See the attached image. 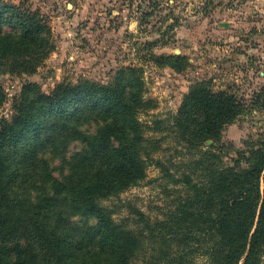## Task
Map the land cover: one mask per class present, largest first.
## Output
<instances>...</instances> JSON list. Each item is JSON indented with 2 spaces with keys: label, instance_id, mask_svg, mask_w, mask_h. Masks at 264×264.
Instances as JSON below:
<instances>
[{
  "label": "trees",
  "instance_id": "trees-1",
  "mask_svg": "<svg viewBox=\"0 0 264 264\" xmlns=\"http://www.w3.org/2000/svg\"><path fill=\"white\" fill-rule=\"evenodd\" d=\"M49 38L35 10L0 0V60L31 72ZM163 58L175 65L179 56ZM135 73L58 82L49 93L26 85L0 118V264H264V141L231 164L218 146L243 106L195 83L171 121L147 123L140 114L155 103ZM4 96L0 86V105ZM150 131L184 149L178 175L154 159L163 139ZM151 162L180 191L161 217L131 207L133 218H115L106 202L142 181Z\"/></svg>",
  "mask_w": 264,
  "mask_h": 264
},
{
  "label": "rangeland",
  "instance_id": "rangeland-1",
  "mask_svg": "<svg viewBox=\"0 0 264 264\" xmlns=\"http://www.w3.org/2000/svg\"><path fill=\"white\" fill-rule=\"evenodd\" d=\"M6 1L40 14L50 29V48L29 62L31 72H21L17 59L0 60L5 94L0 118L12 114V102L26 85L49 93L58 82L105 83L133 69L144 83V97L155 103L140 114L142 121H171L189 87L203 83L234 95L243 106L221 133L218 146L224 148L225 164L238 150L264 141V0ZM168 55L179 56L175 65L163 58ZM149 133L163 139L154 159L178 175L187 158L182 146L165 133ZM79 147L74 143L70 150ZM180 189L151 162L142 181L106 204L117 219L133 218L131 207L153 219L161 217Z\"/></svg>",
  "mask_w": 264,
  "mask_h": 264
}]
</instances>
